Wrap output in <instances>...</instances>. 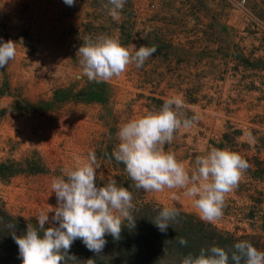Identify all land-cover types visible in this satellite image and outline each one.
Segmentation results:
<instances>
[{
  "label": "rangeland",
  "instance_id": "1",
  "mask_svg": "<svg viewBox=\"0 0 264 264\" xmlns=\"http://www.w3.org/2000/svg\"><path fill=\"white\" fill-rule=\"evenodd\" d=\"M172 1L187 2L186 34L171 44L164 38L153 43L144 34L152 25L148 20L158 15L155 24L163 25L170 17L162 3ZM105 3L75 0L74 6H67L63 0H0V42L16 43L15 59L0 69V166L8 168L0 173V207L35 226L40 212L56 206L52 179L62 169L86 162L92 150L98 186L114 179L132 192L135 207L179 208L236 243L246 240L264 251V0H127L119 20L108 15ZM215 12L218 22H228L234 46L238 44L245 54L236 71L205 79L195 76L193 67L199 68L198 73L204 70L205 36L200 31L205 20L213 18L205 13ZM125 20L133 25L132 32H125L128 44H123L121 29ZM99 36L118 40L130 52L135 51L131 45L138 49L144 41L156 52L142 68L132 64L118 78L90 82L76 53L85 37L95 41ZM149 69L161 78L148 80ZM100 83L108 88L109 102L83 100V89ZM194 87L205 98L189 105L188 90ZM155 89L166 91L164 101L180 95L183 113L199 117L191 129L179 130L173 142L163 146L189 173L195 158L212 147L236 152L250 164L238 187L227 194L224 214L215 222L200 219L183 189L160 193L136 189L125 166L111 158L119 143V127L160 109L147 107L145 101L149 94L158 97ZM170 253H159L160 264L179 263Z\"/></svg>",
  "mask_w": 264,
  "mask_h": 264
},
{
  "label": "clouds",
  "instance_id": "2",
  "mask_svg": "<svg viewBox=\"0 0 264 264\" xmlns=\"http://www.w3.org/2000/svg\"><path fill=\"white\" fill-rule=\"evenodd\" d=\"M126 2L107 0L103 7L113 20H119ZM63 3L74 6L75 0H63ZM131 47L134 52L109 36H99L95 41L85 37L76 53L82 74L90 82H106L120 77L129 65L142 68L156 52L154 45ZM15 56L16 43L0 42V69ZM183 107V98L176 95L166 99L158 111L123 124L116 132L119 143L111 158L125 166L136 189L149 193L183 189V195L192 199L200 219L215 222L224 214L227 194L238 187L250 164L236 152L212 147L195 158L189 173L175 154L166 152L163 147L173 142L176 132L191 129L199 119L195 114L187 117ZM247 135L251 138V133ZM96 165L97 157L90 150L86 162L62 169V174L52 179L51 192L57 203L55 207L49 205L50 212L54 213L51 218L50 212H40L35 226L27 224L26 232L19 236L14 231L15 223L6 225L12 230L10 234L18 246L22 264H68L69 260H76L69 252L77 239L89 251L99 254L107 244V235L117 241L122 228L135 227L132 192L118 186L114 179L98 186ZM180 216L179 208L163 207L151 222L161 233H166L169 227L179 224ZM46 224L49 226L45 227ZM176 239L181 246H187L185 238ZM87 264H94V261L89 259ZM180 264H264V251L245 240L227 250L216 245L202 248L198 255L185 256Z\"/></svg>",
  "mask_w": 264,
  "mask_h": 264
},
{
  "label": "trees",
  "instance_id": "3",
  "mask_svg": "<svg viewBox=\"0 0 264 264\" xmlns=\"http://www.w3.org/2000/svg\"><path fill=\"white\" fill-rule=\"evenodd\" d=\"M128 4L127 8L131 9L132 4ZM186 6L187 2L179 4L178 1H172L165 2L164 5L162 3V8L165 9L163 12H168L170 18L163 25H156L158 15L152 16L148 20L152 25L150 27L147 26L149 29L145 30V36L149 37L153 43H156L154 41H157V43L162 42L164 38L171 44V41L175 37L186 34L183 25L187 17V12L184 10ZM207 8H209V2ZM205 15H210L214 19L205 20V27L200 31L205 36L204 70L198 73L199 68L193 67V69L195 70V76L206 79L207 76L212 78L213 75L227 70L236 71L240 67L239 61L241 57H244L245 50L238 44L234 46L235 41L233 40L232 31L226 20L221 19L218 22L216 12L212 14L205 13ZM132 27L133 25L130 20L122 22L121 29L124 31L122 34L123 44H128L129 36L125 32H132ZM131 40L132 38L130 37ZM225 43H230V46L227 47ZM167 74L170 73L168 72ZM161 76L156 70L149 69L147 77L148 80L152 81L156 78H161ZM156 86L157 88L160 87L159 85ZM165 88L171 89L169 87ZM107 91L108 88L100 83L91 86V88L87 87L83 89V93H81L83 94V100L105 105L110 100ZM155 91L158 97H153L156 96L155 94H149L145 97V101L147 102V107L157 109V106L161 107L164 103L162 98L166 91L159 89H155ZM188 91L190 93L189 105L197 104L200 99L205 98L197 87ZM7 171L8 168L4 165L0 166V173H6ZM159 210L161 208H156L149 204L135 207L133 209L135 227L131 229L127 227L122 228L121 238L117 241H114L110 235H107L105 237L107 244L99 254L89 251L82 241L77 239L72 244L69 252V255L74 256L76 260H69L68 264H87L89 259L93 260L94 264H160L158 256L163 250L170 251L172 258H176L175 260H178V264H180L185 256L189 254L198 255L202 248L207 249L210 246L216 245L227 250L236 243L233 238L221 235L219 232L205 227L204 222L183 213H181L180 222L175 228L169 227L166 233H161L151 222V218ZM9 222L15 223L14 231L17 236L24 234L27 224H29L19 218H14L0 207V264H22L21 259L18 258V246L10 234L12 230L6 227ZM176 237L185 238L187 246H181Z\"/></svg>",
  "mask_w": 264,
  "mask_h": 264
}]
</instances>
